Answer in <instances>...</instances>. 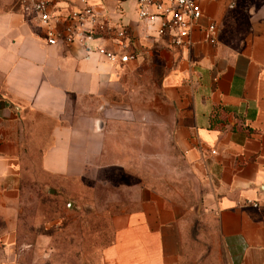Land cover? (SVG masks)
<instances>
[{
    "label": "crops",
    "instance_id": "crops-1",
    "mask_svg": "<svg viewBox=\"0 0 264 264\" xmlns=\"http://www.w3.org/2000/svg\"><path fill=\"white\" fill-rule=\"evenodd\" d=\"M89 1L106 9L112 23L130 28L135 59L158 42L176 52L179 69L193 79V137L185 157L199 183L197 201L184 211L149 195L138 208L115 213L99 264H178L194 212L217 223L230 264H264V0H198L202 15L191 28L189 48L146 36L136 0ZM55 2L62 13L80 3ZM211 21L212 41L204 29ZM45 30L26 3L0 6L2 264H35L19 262L14 231L16 191L31 149L42 150L38 160L46 173H86L104 144L106 121L126 112L114 103L92 112L75 107V98L101 97L116 84L122 62L97 49L109 40L50 44ZM34 113L54 120L44 145L27 135Z\"/></svg>",
    "mask_w": 264,
    "mask_h": 264
},
{
    "label": "rangeland",
    "instance_id": "rangeland-1",
    "mask_svg": "<svg viewBox=\"0 0 264 264\" xmlns=\"http://www.w3.org/2000/svg\"><path fill=\"white\" fill-rule=\"evenodd\" d=\"M20 4L0 0L7 9ZM128 62L103 96L75 98L78 113L110 103L126 109L106 121L104 144L86 173H46L38 160L42 150L29 152L16 191L19 262L99 264L115 213L138 208L149 195L180 211L197 201L199 183L185 157L193 137V79L179 69L176 52L158 42ZM30 120L27 135L44 145L54 120L37 113ZM200 215H191L178 264H230L217 223ZM4 223L0 216V232Z\"/></svg>",
    "mask_w": 264,
    "mask_h": 264
},
{
    "label": "built area",
    "instance_id": "built-area-1",
    "mask_svg": "<svg viewBox=\"0 0 264 264\" xmlns=\"http://www.w3.org/2000/svg\"><path fill=\"white\" fill-rule=\"evenodd\" d=\"M35 11L38 22L46 27V43L87 46L96 38L109 40L97 46L99 52L112 62H128L136 57L135 36L130 28L112 23L106 9L89 0H79L77 7L60 12L56 0H21ZM138 21L146 28V36H158L172 48H189L191 28L198 24L202 9L198 0H136ZM215 22L204 26L208 38L214 40ZM2 264V262H0Z\"/></svg>",
    "mask_w": 264,
    "mask_h": 264
},
{
    "label": "water",
    "instance_id": "water-1",
    "mask_svg": "<svg viewBox=\"0 0 264 264\" xmlns=\"http://www.w3.org/2000/svg\"><path fill=\"white\" fill-rule=\"evenodd\" d=\"M69 204V203H68ZM83 264H90V263H88V262H85V263H83Z\"/></svg>",
    "mask_w": 264,
    "mask_h": 264
}]
</instances>
